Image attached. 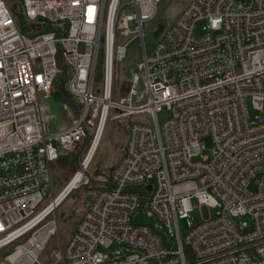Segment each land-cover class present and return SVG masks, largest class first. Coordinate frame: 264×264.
I'll list each match as a JSON object with an SVG mask.
<instances>
[{"label":"built area","instance_id":"2783aa9c","mask_svg":"<svg viewBox=\"0 0 264 264\" xmlns=\"http://www.w3.org/2000/svg\"><path fill=\"white\" fill-rule=\"evenodd\" d=\"M162 1L18 0L20 22L0 0V264H43L60 226L59 203L47 211L54 199L38 210L54 187L52 163L113 110L149 122L128 125L121 160L54 264H264V0H190L148 50L144 24ZM131 35L142 60L114 97V63ZM60 58L80 112L53 131L40 98L52 94ZM201 205L216 212L195 224Z\"/></svg>","mask_w":264,"mask_h":264},{"label":"rangeland","instance_id":"374dc122","mask_svg":"<svg viewBox=\"0 0 264 264\" xmlns=\"http://www.w3.org/2000/svg\"><path fill=\"white\" fill-rule=\"evenodd\" d=\"M14 8H20L18 0H10ZM190 2V0H163L159 5L158 14L154 20L148 21L144 24V40L148 50H151L152 45L158 40L154 36V31L159 23H163L166 26L174 22L179 16L184 7ZM201 29V24L199 32ZM202 33V32H201ZM123 42H127V55L124 60L114 63V82H113V96L120 97L128 93L130 89V81L133 77V72L137 71L136 63L142 60L143 50L141 46V39L133 38V36H127L123 39ZM104 73V39H102L101 46L98 54V66L96 81L98 86H102ZM58 89V86L56 87ZM139 95L144 99V85L141 80L138 86ZM41 105L47 109L44 115L45 125L49 129H55L58 127L56 121L68 120L70 122L72 115H77V106L74 102L71 106L68 104L66 111L64 107L66 102L60 101L54 95L41 96ZM63 102V103H62ZM42 107V108H43ZM113 110L111 115L107 119L104 130L97 147L94 158L90 162L89 166L85 169L82 177L76 184V187L71 190L69 195L64 198L62 203L57 206V217L59 216V230L52 235L51 239L47 242L44 250L40 254V261L43 264L58 263V252L61 250V245L66 246L70 240L71 235L74 233L81 221L86 209L93 203L98 192L102 187V183L107 180L112 174L113 170L121 160L125 148L128 143V125L137 122L145 121L149 122L146 113H138L131 116H117ZM170 116V111L164 109L158 113V119L160 123H163ZM96 134V133H95ZM95 134L93 137H95ZM92 137V140L94 138ZM205 148L203 149L204 155H211L212 148L214 147L213 139L210 135L205 136ZM93 143V141H92ZM92 146V144H91ZM90 146V148H91ZM89 148V150H90ZM89 152V151H88ZM88 154V153H87ZM54 172V171H53ZM77 174V173H76ZM75 174V175H76ZM83 184V187L79 186ZM254 187L256 185H253ZM60 187L55 186L52 192L46 196L45 200L39 206L38 210L44 208L55 196L61 194ZM59 193V194H58ZM216 212V209L208 205H201L194 209L192 212V219L195 224L200 223L204 219H208ZM180 228L182 234H185L188 228L187 220L180 219Z\"/></svg>","mask_w":264,"mask_h":264},{"label":"trees","instance_id":"16d2710c","mask_svg":"<svg viewBox=\"0 0 264 264\" xmlns=\"http://www.w3.org/2000/svg\"><path fill=\"white\" fill-rule=\"evenodd\" d=\"M15 11H16V14L18 15L19 21L23 22L22 14L18 12V8H15ZM23 29L27 30V27L25 24H23ZM59 65L62 69V72L58 74V76L55 79L52 94H54L61 101L68 103L70 106L74 104L75 102L77 109H79V111H77L76 113H79L80 104H78L73 99L72 95L70 94V92L68 91L66 87V82L69 78V73H70L69 67L61 58L59 59ZM57 86H58V89H56ZM92 137H93V133L89 134L85 138L84 142L79 146L76 152L70 153V154H63L58 159H56V161L52 163V168L54 171L55 186L60 187L59 192H62L64 190V188L68 185V183L72 180V178L81 168L82 163L92 144V141H93ZM110 178H111V175L104 182L109 181ZM80 187H83V184H81L79 188ZM55 213L56 215H58L56 211ZM58 219H59V216H58Z\"/></svg>","mask_w":264,"mask_h":264},{"label":"bare ground","instance_id":"6f19581e","mask_svg":"<svg viewBox=\"0 0 264 264\" xmlns=\"http://www.w3.org/2000/svg\"><path fill=\"white\" fill-rule=\"evenodd\" d=\"M109 88V86H108ZM110 88H112V85L110 86ZM108 119V118H107ZM106 119V120H107ZM104 120L102 121L99 130L96 132L92 146L88 152V154L86 155L81 168L79 169V171L77 172V174L72 178V180L68 183V185L64 188V190L61 192L60 195L55 196L53 199V204L50 205L47 209V211L51 210L56 204H60L62 203V201L64 200L65 197H67L69 195V193L71 192V190L73 188L76 187V184L78 183V181L80 180V178L82 177L83 172L85 171V169L89 166L90 162L92 161V159L95 156V153L97 151V147L99 145L103 130H104ZM58 204V206H59ZM46 211V212H47ZM48 229H46L45 231H43L38 238L41 239V241H45L48 237Z\"/></svg>","mask_w":264,"mask_h":264},{"label":"crops","instance_id":"0c3cea01","mask_svg":"<svg viewBox=\"0 0 264 264\" xmlns=\"http://www.w3.org/2000/svg\"><path fill=\"white\" fill-rule=\"evenodd\" d=\"M52 95H54V94H52ZM55 96V95H54ZM46 97H48V96H46ZM61 101V100H60ZM63 103V102H62ZM43 107V106H42ZM64 107V106H63ZM47 109L45 108V112H47L46 111ZM64 110L66 111V109L64 108ZM42 112H43V115H45V112H44V107L42 108ZM56 123L58 124V127H56L55 129H49L48 127V129L49 130H53V131H56V130H60V129H62V128H65L67 125H68V123H69V121L68 120H59V121H56Z\"/></svg>","mask_w":264,"mask_h":264},{"label":"water","instance_id":"95a60500","mask_svg":"<svg viewBox=\"0 0 264 264\" xmlns=\"http://www.w3.org/2000/svg\"><path fill=\"white\" fill-rule=\"evenodd\" d=\"M164 27H165V24L159 23L157 29L154 31V36L159 37Z\"/></svg>","mask_w":264,"mask_h":264}]
</instances>
